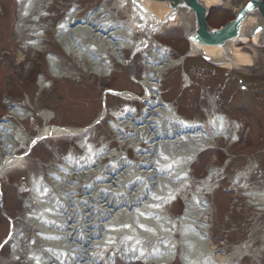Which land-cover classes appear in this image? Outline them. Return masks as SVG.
<instances>
[{
  "label": "bare ground",
  "instance_id": "1",
  "mask_svg": "<svg viewBox=\"0 0 264 264\" xmlns=\"http://www.w3.org/2000/svg\"><path fill=\"white\" fill-rule=\"evenodd\" d=\"M43 1L50 0H18L21 19L26 20L27 13L37 10ZM200 1L207 6H215L221 2ZM138 2L141 9L132 4L131 0L120 2L125 10L124 17L128 16L126 20H116L112 18L111 12L106 13L101 8L98 11L102 16H92L91 13L75 22L71 19V11L67 19L58 24L57 41L66 55L75 59L78 65L82 63L86 68L88 63L92 73L108 76L114 70L110 55L116 54L115 50L108 52L110 48L127 47L134 50L143 43L142 33L149 36L162 22L171 21L172 18L177 21L174 25L180 22L183 27L188 24L191 29L194 26L190 15L186 16L183 8L178 9L176 18L169 17L172 10L167 2ZM131 4L134 10L137 8L134 11L137 17L129 14ZM37 19L39 21L41 16ZM257 25L261 27L260 30L252 34ZM191 30H188L189 34ZM136 32L141 33L140 42L135 39ZM33 33L36 39L40 38L39 31L35 30ZM36 39L30 46L38 43ZM235 39L223 46H205L192 40L190 55H207L212 62L227 69L251 66L252 57L237 47L235 41L244 45L250 42L264 44V22L257 11L244 19L240 34ZM167 53V49L157 52L154 50L151 57H145V66L149 72L144 76V86L150 91L149 95L154 93V97L160 92L156 90V84L161 73L177 64ZM19 56L22 58L21 54ZM55 57H48L49 73L53 77H60L63 75L58 71L60 62ZM125 98L130 99L128 96ZM12 110L19 119L24 120L27 115L25 111ZM43 113L49 115L48 111ZM237 124L235 123V130L239 129ZM110 128L117 135L120 147H134L136 160H128V154L123 149L109 154L105 149H92L88 142H82L81 148L86 149L83 157L69 159L67 156L64 167L48 176V180L44 177L33 180L30 196L26 199L27 211L23 213L25 220L34 224V229L30 230H39L36 237L45 244H50L49 240L53 238L58 247L62 246L61 248L70 252V261L61 259L60 262L56 250L51 248L52 252L49 253L55 260L54 264H100L103 260L101 258L107 257L111 250L128 258H134L133 253L137 251L139 259L145 262L169 263L178 256V246L181 248L179 257L182 264H230V259L220 253L209 238L214 211L206 195L213 194L219 187V180L214 181L218 172L208 169V175L202 183L194 192L191 191L192 196L189 194L184 198L188 206L181 216L172 220L173 217L168 215L166 208L174 195L191 193V182L187 177L189 170L202 152L215 149L222 137L229 136V118L217 114L213 108L202 122L183 119L171 104L150 98L142 116H136L135 111L125 110L123 114L116 116ZM126 128L130 129L129 135H124ZM19 129L13 123H0V178L10 169L21 168L26 163V158L19 155L20 148L14 145V141L19 140L22 146L27 147V135ZM73 131L75 130L64 132L57 129L53 132L47 126L38 136L70 137L73 136ZM16 136L15 140L13 137ZM142 142L146 143L148 149L142 150ZM105 154L109 155L106 157ZM250 173L248 170L238 173L233 186L238 185L235 188L244 190L250 203L262 209L264 190L260 192L249 188ZM80 189H83V193L77 195ZM185 196L186 194L183 197ZM175 234L179 235L180 244L170 239ZM129 236L134 238L128 239ZM22 238L19 233L16 235V245ZM148 242L153 247L146 245ZM126 244L132 247H126ZM245 248L246 246L235 248L236 253L240 252L239 258L247 254V250H243ZM13 252L10 261H18L20 256L15 254L19 252L18 248H13ZM25 262L46 264L47 261L32 248L25 255Z\"/></svg>",
  "mask_w": 264,
  "mask_h": 264
},
{
  "label": "rangeland",
  "instance_id": "2",
  "mask_svg": "<svg viewBox=\"0 0 264 264\" xmlns=\"http://www.w3.org/2000/svg\"><path fill=\"white\" fill-rule=\"evenodd\" d=\"M220 1V4L211 7L209 11L208 22L212 27L224 25L245 0ZM120 2L121 0L43 1L40 7L23 21L17 0H0V120L13 121L20 131L27 135L25 145H28L45 126L77 129L89 125L101 112L102 91L105 88L143 93L142 86L138 83L147 70L143 53L133 57L134 73L131 68L116 62L115 72L111 77H97L92 74L90 68L84 70L82 63L78 65L75 59L66 55L52 35L76 4L92 7V11L101 5L107 10L106 13L112 12L115 18L125 20V10L119 5ZM38 15H42L43 19L38 23L33 22ZM35 28L41 30V35L45 34L48 43L46 52L58 56V71L65 77H51L46 53L38 55L27 46L29 41L34 39L31 35L34 34L32 29ZM151 41L152 48L157 42L172 48V57L175 60H179L180 56L189 51L184 30L179 25H170L159 34L153 35ZM235 45L252 57L251 66L227 69L206 62L200 56H188L184 62L174 66L163 76V92L165 100L186 118L204 120L215 105L216 113L226 115L231 126L235 122L240 125L238 132L231 129L229 137H222L216 149L206 150L198 156L189 170L188 181L191 184L194 181L195 184L189 189L194 190L201 184L208 174V169L212 168L218 172L216 178H223L213 196H209L215 214L210 237L219 251L226 250L223 253L233 264H264V206L261 209L260 206L252 205L244 195V190L235 192L230 185L238 170L249 165L253 171L249 181L250 189L260 192L264 190V44L256 45L250 42L246 46L236 42ZM21 52L26 54L24 61L19 57ZM129 54L128 51L126 56ZM87 65L89 64L86 63ZM232 72L245 80L250 89L248 92L239 88L231 75ZM40 73H43L47 81L44 86L38 78ZM132 73L136 82L131 78ZM5 98L17 109L28 112L30 116L22 121L9 115L2 103ZM129 105L132 109L135 101L129 102ZM106 109L107 117L88 131V135L84 133L70 139L65 135L42 139L24 156L26 163L23 167L10 169L1 177L3 205L0 198V245L6 237L9 225L2 213L3 209L13 217L18 230L28 236L33 233L21 215L34 176L43 175L47 179L50 172L58 171L62 159L67 155L72 159L83 157L85 150L80 146L83 137L87 136L90 144L94 143L97 148H104L107 142L111 143V147L116 146L109 124L113 123L116 113L126 109V102L119 97L108 96ZM46 110L52 114L43 115L42 112ZM13 138L16 140L17 136ZM14 145L20 148L19 155L24 153L26 146H22L19 140L14 141ZM129 155L132 156L130 151ZM228 203L231 205L229 208ZM167 208L171 209L172 215L168 214L169 216H176L183 211L184 206L178 199L177 203ZM225 214L227 215L224 217ZM170 239L180 244L179 235L176 234ZM244 245L247 248V256L238 262L235 247ZM224 246L226 247L222 251ZM9 253L8 245L4 244L0 249V264H22L20 261L9 263ZM180 253L181 248L178 246V255ZM118 255L115 253L113 256V259L118 258L117 262L109 260L111 257L108 255L100 264H114V261L116 264H142L127 263L126 258ZM170 264H181L179 256Z\"/></svg>",
  "mask_w": 264,
  "mask_h": 264
},
{
  "label": "water",
  "instance_id": "3",
  "mask_svg": "<svg viewBox=\"0 0 264 264\" xmlns=\"http://www.w3.org/2000/svg\"><path fill=\"white\" fill-rule=\"evenodd\" d=\"M135 5L139 6L138 0H131ZM159 2H167L169 8L176 12L179 8L192 11L194 16V29L190 34V39L205 46H223L229 41L235 39L240 34V28L244 19L254 14L255 11L261 16L264 22V0H250L245 4L236 15L234 21L229 22L223 28L216 30L208 27L206 23L207 7L200 0H154ZM141 9V6H139ZM260 26H255L252 34H256L260 30ZM209 60V56H203Z\"/></svg>",
  "mask_w": 264,
  "mask_h": 264
}]
</instances>
